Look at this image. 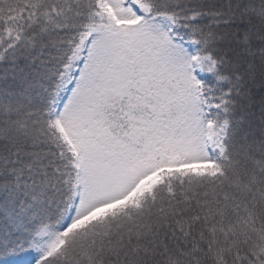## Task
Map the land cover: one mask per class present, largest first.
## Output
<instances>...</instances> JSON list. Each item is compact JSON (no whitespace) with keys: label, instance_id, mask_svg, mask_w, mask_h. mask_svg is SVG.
Here are the masks:
<instances>
[{"label":"snow or ice","instance_id":"snow-or-ice-1","mask_svg":"<svg viewBox=\"0 0 264 264\" xmlns=\"http://www.w3.org/2000/svg\"><path fill=\"white\" fill-rule=\"evenodd\" d=\"M0 264H264V0H0Z\"/></svg>","mask_w":264,"mask_h":264}]
</instances>
